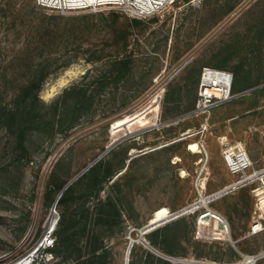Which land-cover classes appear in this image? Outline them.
Wrapping results in <instances>:
<instances>
[{"label":"rangeland","instance_id":"obj_1","mask_svg":"<svg viewBox=\"0 0 264 264\" xmlns=\"http://www.w3.org/2000/svg\"><path fill=\"white\" fill-rule=\"evenodd\" d=\"M190 56L181 72L180 59ZM202 62L227 67L244 89L264 82V0H177L143 17L111 6L62 11L36 0H0V264L31 250L36 264H99L89 258L96 244L110 249L108 264H125L130 242L162 256L145 241L143 227L158 207L174 212L199 197L191 183L198 167L211 183L233 178L219 139L240 142L254 167L264 166V86L207 113L145 130L188 112L194 96L189 74ZM29 80L41 86L24 100L18 89ZM162 139L164 146L155 148ZM90 163L69 183L67 200L61 194L54 204L60 191L54 187ZM98 163V199L120 198L119 223L113 216L95 219L102 207L87 178ZM83 204L90 211L87 225L79 230L82 224H74L67 257H51L45 248L54 230H62L61 217L75 218ZM195 204L203 202L190 208ZM205 205L181 214L194 218V235ZM228 238L194 236L207 244L195 251L209 250V256H179L175 264H237L239 257L212 258L221 255V243L228 259L235 255ZM240 242L241 250L257 253L264 230Z\"/></svg>","mask_w":264,"mask_h":264},{"label":"built area","instance_id":"obj_2","mask_svg":"<svg viewBox=\"0 0 264 264\" xmlns=\"http://www.w3.org/2000/svg\"><path fill=\"white\" fill-rule=\"evenodd\" d=\"M177 0H36L42 6L57 8L62 11L73 10L76 8H99L101 6L117 7L124 10L133 17H143L152 15L157 11L172 6ZM233 73L229 70L202 66L199 74L197 86L196 100L193 114L207 113L214 107L232 99L235 95L231 91ZM222 149L223 158L226 167L233 178L220 189L208 193H199L190 204L185 206L184 213L194 212L200 206L205 205L204 211L197 216L195 227V238L210 239H227L228 225L227 222L217 213L211 212L207 207V203L211 200L234 191L240 187L248 186L254 196L253 206V223L248 230V234L264 230V166L254 167L253 160L249 156L246 148L238 143H230L227 139H219ZM201 197L206 199L205 204L195 205L189 208L194 202L200 200ZM255 225L258 226L255 229ZM211 226V232L208 235L205 229ZM51 231L48 230V233ZM52 233V232H50ZM51 235V234H50ZM54 238H50L52 245ZM229 239V238H228ZM233 243V241L231 240ZM50 247V246H48ZM45 248L51 257L53 254ZM28 252L17 258L15 262L29 260V264H36L37 256ZM264 257V251L253 254L243 255L241 261L237 264H256L257 260ZM15 262L6 263L13 264Z\"/></svg>","mask_w":264,"mask_h":264},{"label":"trees","instance_id":"obj_3","mask_svg":"<svg viewBox=\"0 0 264 264\" xmlns=\"http://www.w3.org/2000/svg\"><path fill=\"white\" fill-rule=\"evenodd\" d=\"M234 74V72H232ZM235 74L233 75V77ZM189 77V76H188ZM231 84V91L232 93H236L242 91L241 86H236L237 83L235 78H232ZM242 84V83H241ZM247 84V82L243 83ZM258 84V83H256ZM41 86V82H36L33 80H29L26 84L22 85L18 89V95L22 97L24 100L28 99L31 93L33 95L37 94L38 88ZM35 88V89H33ZM264 89V87H262ZM35 90V91H34ZM172 104L175 103L178 106L179 99L172 100ZM19 107H17L18 109ZM177 108V107H176ZM194 109V108H192ZM191 109V110H192ZM188 110V108H186ZM21 115L26 113L25 106L22 107L18 111ZM101 166L100 163L95 164L94 166L90 167V169L96 170L95 173L87 178L88 185L91 186V194H93L98 199V192L102 187L103 183L98 181V172L99 167ZM109 166L106 167L108 170ZM87 170V171H88ZM107 173V172H106ZM116 172L112 171L111 173H107L108 176H113ZM63 187V186H62ZM60 185L55 186L54 189L60 190L62 188ZM71 186L66 187L62 192L61 201H66L67 197H69L72 193ZM97 205H100V209L94 211L95 219L100 220L103 216H113L114 223H119L121 221V209H120V198L117 196L109 195L106 199H98ZM96 205V206H97ZM90 214L89 208L85 207L84 204L81 205L77 211V216L75 218L67 219L65 215L61 217L62 223V230L57 231L54 230V239L53 244L51 247H48V250L52 252L54 255L63 254V257H67L68 253L70 252L71 244L74 243V237H76L77 229L74 227L76 222H80L82 226L79 230H83L84 227L87 225L88 215ZM92 215V212H91ZM110 225V224H108ZM194 218L192 215H181L176 217L162 225H159L150 231L145 233V241L151 245L152 248L158 250L162 256L156 255L154 252L149 250L147 247H144L142 243H132L130 252H129V259L128 264H175L171 258L179 257V256H193V257H208L210 252L209 250L196 252L195 248L199 249L207 245L205 242L197 241L194 239ZM110 225L109 227H111ZM68 230V232L66 231ZM58 234V235H57ZM185 243L191 244V250L189 251L185 246ZM230 246V245H229ZM231 252H233L232 247L228 248ZM216 250H220L218 246ZM222 250V249H221ZM216 251V252H217ZM220 253V251H219ZM111 254V251L108 247L104 246L103 244H96L91 248V255L90 259L96 258L99 259V264H108V258ZM211 257V256H210ZM213 259H223V255H214L212 256ZM89 260V259H88ZM91 262V260L89 261Z\"/></svg>","mask_w":264,"mask_h":264},{"label":"crops","instance_id":"obj_4","mask_svg":"<svg viewBox=\"0 0 264 264\" xmlns=\"http://www.w3.org/2000/svg\"><path fill=\"white\" fill-rule=\"evenodd\" d=\"M184 60H185L184 58L182 60L180 59L179 63L181 64ZM202 66H211V67H217V68H222V69L227 68L225 66H222L219 64H213L210 62H202V63L197 64L196 68L193 69V72L189 74V76L191 77L190 82L192 85L194 96H193L192 101L187 103V105H186V108H188V110H187L188 112H186L184 114L177 115V116H182V115H184V116L173 121V122H171V123H169V124L175 123V122L181 120L182 118L189 116L190 112L193 110L192 108L194 107V103H195L199 74H200V70H201ZM185 68L180 69V71L184 72ZM226 70H228V69H226ZM250 82L253 83L252 81H250ZM254 83H259V82L255 81ZM261 84H264V82H261L259 85H261ZM244 90H246V89H244ZM239 92H241V91H239ZM236 93H238V92H236ZM236 93H233V94L235 95ZM181 102L182 101H178V104L182 106ZM177 116H173V117H177ZM173 117H171V118H173ZM128 121H129V119H128ZM153 123H152V125L150 124V126L148 128H146L145 130H147V129L152 130L153 128H156V127L162 125V122H161V124L160 123L155 124V122H153ZM161 137H159V138H161ZM162 141H163V139L159 140L157 142L158 143L157 147H155V148L158 149L159 147H163L164 144L161 145V143H164V142H162ZM128 160H131V157H129ZM202 161H203V158L199 157L195 162L199 164ZM201 168L202 167L200 166V167H198V169H196L195 173H198L199 176H197L196 178H194L191 181V183H193V188L195 189V191H197V192L200 191V193H202V194H208V193H211V192H214V191L220 189L221 187H223L224 185H226L228 183V182L226 184L211 183L212 181H210L208 176H205V175H202V173H199L201 171ZM185 170L187 171L188 169L186 168ZM180 177L186 178L187 175L181 174ZM253 206H254V196L250 190V187H248V186H243V187H240L234 191H231V192H228V193L223 194L221 196H218L217 198H215V199H213L207 203V207L211 211L217 213L218 215H221V217L227 222L228 236L233 241V243L230 244V246L233 247L232 249L235 251V255L232 258L228 259L224 255L225 250L227 249L224 246L225 243L224 244L221 243V246H219L220 250H218V251H220V254L223 255V259L231 261V260H233V258L239 257V260L237 262H233V263H238L241 261V258L243 255L256 253V252L243 251V250H241V248L239 246L240 245L239 243H241L240 241L245 240L249 235L260 232V231H257V232L248 234V230L250 229V227L253 223V215H252ZM260 250L264 251V247H261ZM262 259H264V257L258 259L256 264H258L259 261H261V262L264 261Z\"/></svg>","mask_w":264,"mask_h":264},{"label":"water","instance_id":"obj_5","mask_svg":"<svg viewBox=\"0 0 264 264\" xmlns=\"http://www.w3.org/2000/svg\"><path fill=\"white\" fill-rule=\"evenodd\" d=\"M190 58H191V57L185 59V60H184L179 66H178V69H180L181 67H183V66L189 61ZM262 86H264V84L257 85V86H254V87H252V88H249V89L243 90V91H241V92L236 93L235 96H238V95L244 94V93H246V92H249V91H251V90H253V89H256V88H259V87H262ZM191 113H192V111L190 112V114H191ZM183 116H184V115L170 118V119H168V120L163 121L162 124H168V123H171V122H173V121H175V120H177V119H179V118H181V117H183ZM160 124H161V123H160ZM117 140H118V139H117ZM115 143H116V141L111 142V145L109 146V148L112 147ZM109 148H108V149H109ZM108 149H107V150H108ZM96 160H97V159H95L94 161H96ZM90 165H91V163L88 164L83 170H81L80 173H78L76 176H74L70 181H68V182H67V183H66V184L60 189L59 194H58L57 198L55 199L54 204L57 202L59 196L62 194L63 190L69 185V183H70L73 179H75L77 176H79L82 172H84L85 169L88 168V166H90ZM184 210H185V206L181 207L180 209H178V210H176V211H174V212H171L170 216H168V217H166V218H163V219H161V220H159V221H156V222H150V221H148L147 224H145L144 227H143L142 234H143L144 232H147L148 230H151V229L154 228L155 226H157V225H159V224H161V223H163V222H165V221H168V220H170V219H173V218H175V217L181 215V214L184 212ZM143 239H144V238H143ZM131 245H132V243L130 242V244L128 245L127 251H126V260H125V264H128L129 252H130V249H131ZM171 260L175 263V262L178 260V258H177V257H173V258H171Z\"/></svg>","mask_w":264,"mask_h":264},{"label":"bare ground","instance_id":"obj_6","mask_svg":"<svg viewBox=\"0 0 264 264\" xmlns=\"http://www.w3.org/2000/svg\"><path fill=\"white\" fill-rule=\"evenodd\" d=\"M200 201L203 202V204L206 203V199L204 197H201L200 198ZM196 205V204H195ZM190 208V207H189ZM213 212V211H211ZM55 211L52 210L51 212V222L52 224L55 223V218H53V215H54ZM171 212L168 208V206H162V207H158L157 209H155V211L153 212V214L151 215V217L149 218V221L150 222H156V221H159L163 218H166L168 216H170ZM221 216V215H220ZM132 239V238H131ZM13 264H29V260L28 259H25L23 260L22 262H15Z\"/></svg>","mask_w":264,"mask_h":264}]
</instances>
